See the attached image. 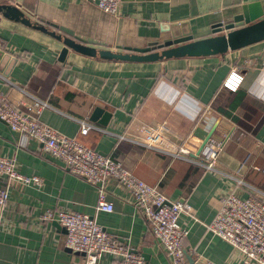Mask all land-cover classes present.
<instances>
[{"label":"crops","instance_id":"1","mask_svg":"<svg viewBox=\"0 0 264 264\" xmlns=\"http://www.w3.org/2000/svg\"><path fill=\"white\" fill-rule=\"evenodd\" d=\"M1 1L86 45L118 52L168 38L176 25L195 39L212 36L217 23L244 5L264 13V0H122L118 15L83 0ZM62 47L55 38L0 15V91L23 111L46 103L41 122L120 160L170 201L191 205L180 223L189 230L185 248L199 263L242 264L245 255L207 225L228 194L264 193V41L224 55L149 62L102 60L75 50L61 62ZM233 71L244 75L236 91L225 86ZM236 92L241 100L230 108ZM97 107L111 113L107 125L91 120ZM83 121L95 126L86 135ZM159 132L160 141L148 146V136ZM204 144L218 152L215 170L203 165ZM182 147L189 154L176 156ZM0 155L15 158L23 175L44 179L38 186L0 178V187L9 190L0 264H86L85 253L66 247V230L58 221L41 220L59 209L95 217L148 264H171L132 194L118 181L106 183L113 211L97 210L96 186L1 119ZM114 263L112 255L99 262Z\"/></svg>","mask_w":264,"mask_h":264},{"label":"built area","instance_id":"2","mask_svg":"<svg viewBox=\"0 0 264 264\" xmlns=\"http://www.w3.org/2000/svg\"><path fill=\"white\" fill-rule=\"evenodd\" d=\"M83 1H90L106 13L120 14L122 0ZM243 79V74L233 71L225 86L236 91ZM45 106L46 103L41 102L23 111L5 92L0 91V119L24 139L40 142L50 157L62 161L71 173L96 186L99 193L97 210L113 211L114 204L108 199L106 183L111 179L118 181L132 194L134 205L145 215L150 231L166 251L171 264H189L185 248L189 230L181 225L180 217L182 213L192 212L191 205L170 201L156 187L125 169L120 160L102 154L79 138L64 135L41 122L39 117ZM93 128V124L83 121L81 134L86 135ZM162 134L151 133L148 146L154 147ZM183 154H189L188 149L182 147L175 155ZM203 154V165L215 170L217 150L206 145ZM0 178L38 186L44 183L40 176L20 173L15 158L1 155ZM8 202V188L0 187V226ZM41 220L58 221L66 229V247L85 253L86 264H99L106 255L115 258L114 264H148L140 254L108 233L91 215L59 209L47 211ZM207 229L243 253L245 259L242 264L253 261L264 264V193L258 192L245 198L234 192L228 194Z\"/></svg>","mask_w":264,"mask_h":264},{"label":"water","instance_id":"3","mask_svg":"<svg viewBox=\"0 0 264 264\" xmlns=\"http://www.w3.org/2000/svg\"><path fill=\"white\" fill-rule=\"evenodd\" d=\"M0 15L21 23L26 27L41 31L62 45L58 51L59 61L65 62L70 50H75L83 55L111 61L149 62L162 59L190 56H217L224 55L230 50H237L255 43L264 41V13L252 11V6L244 5L227 22L217 23L213 27V35L195 39L192 32L179 33V27L173 26L171 36L161 41L150 42L146 47L114 51L100 49L86 45L72 37L61 33L51 23H42L32 20L19 7L4 3L0 0ZM111 113L101 107L93 112L91 120L107 125ZM208 140L205 141V144ZM203 145L202 149L204 148ZM200 151V152H201ZM66 230V229H65ZM189 264H201L190 253H186Z\"/></svg>","mask_w":264,"mask_h":264},{"label":"trees","instance_id":"4","mask_svg":"<svg viewBox=\"0 0 264 264\" xmlns=\"http://www.w3.org/2000/svg\"><path fill=\"white\" fill-rule=\"evenodd\" d=\"M238 93L239 92H236V100L233 102V104L231 105V107L230 108H234L235 107V105L237 104L238 105V103L240 102V100H241V96H238ZM242 102V101H241ZM238 123L239 124H241L244 128H248L249 129V125H247L246 123H244V121H242V120H238Z\"/></svg>","mask_w":264,"mask_h":264},{"label":"rangeland","instance_id":"5","mask_svg":"<svg viewBox=\"0 0 264 264\" xmlns=\"http://www.w3.org/2000/svg\"><path fill=\"white\" fill-rule=\"evenodd\" d=\"M71 250V249H70ZM73 251V250H72Z\"/></svg>","mask_w":264,"mask_h":264}]
</instances>
